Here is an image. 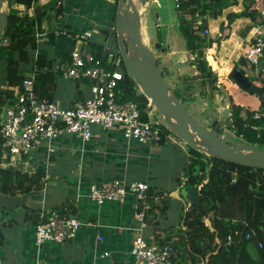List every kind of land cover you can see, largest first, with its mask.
<instances>
[{
	"label": "crops",
	"instance_id": "crops-1",
	"mask_svg": "<svg viewBox=\"0 0 264 264\" xmlns=\"http://www.w3.org/2000/svg\"><path fill=\"white\" fill-rule=\"evenodd\" d=\"M55 1L40 0L25 16L34 17L37 9L47 10V15L41 20L37 32L39 47L35 55L41 60L54 58L51 54L59 59L57 65L55 63L53 65L56 83L51 100L61 108L68 109L92 95L88 84L75 82V85L71 86V82L74 81L60 77L62 68L69 61L70 54L75 48L74 43L78 41V36L84 32H91L94 38V34H98L94 30L76 33L79 32L77 28H82L83 16L88 11L90 19L96 16L101 18L103 28L110 31L105 34V40L110 39L115 30L118 0H64L62 5L57 2L55 5ZM210 1L207 0V4ZM156 2L157 0L145 7L148 13L149 7ZM58 6L62 7V15L59 10L57 12L53 9H58ZM262 7L264 0H228L225 7L216 11L214 8H208L209 15L205 17V28L210 30L211 35L202 36L204 29L198 32H201V37L207 38L209 47L205 50L206 61L212 73L217 75L218 82L215 86L202 85V75L193 64L177 74L183 83L192 84L191 89L182 90L183 95L192 96L195 100L200 93L205 94L206 97L201 96L205 112L218 114L220 111L226 109L231 111L233 106H238L239 116L246 120L251 113L261 110L263 98L242 89L234 79L231 80V75L238 71L262 88L264 74L256 77L257 71L244 57L258 30L259 10ZM94 8L96 9L93 11ZM97 9H103L105 15L97 14ZM214 13H217V16ZM51 18L56 20L52 25L54 29L50 26ZM197 18L194 27L196 30L203 22L201 16L198 15ZM60 28H63L62 32L59 31ZM55 31L63 35L60 37H63V46L67 49L56 50L58 33L55 34ZM180 40L181 49L162 54L171 56L177 62L195 59L186 49V40L183 42L182 36ZM100 46L112 51L107 43ZM97 47L99 46L92 45L93 49ZM192 78L193 80H190ZM72 87L74 93L70 91ZM1 88L7 90L4 85ZM1 115L2 113L0 120ZM227 128L231 134L233 130L229 126ZM95 131L96 136L91 142L83 140L79 135H63L65 140L61 136L51 145L53 153L50 152L49 146H45L30 157L22 158L21 164L18 165L2 166L6 160L0 158L2 173L14 169V172L22 174L43 176L42 189L30 193L16 190L17 196L3 192L2 187L7 183L0 181V264H134L131 250L135 229L139 226L136 216L141 209L137 198L129 195L123 203L107 202L104 205H98L89 198L92 185L112 180L142 182L149 188L147 203L150 210L147 212V226L144 230L147 241L161 243L168 238H172V242L178 239L176 233L182 226L185 202L177 198V193L181 188L180 181H183L181 178L185 168L189 164L187 145L173 137L166 144L141 145L134 141L122 140L120 134L114 132L103 133L99 128ZM68 140H73L78 145H70L74 142ZM70 146L79 148L72 149ZM158 149L171 152L168 153L167 160L162 157L164 150ZM58 151L61 154H57ZM175 153L181 156L180 169L177 173H174ZM62 156L75 159L76 165L71 173L57 169V158ZM16 162L18 161L15 160ZM153 162H158L157 166ZM138 167L142 168L141 174ZM168 176L174 177L173 184L170 183L173 177L167 181L161 179ZM12 185L8 183L9 187ZM165 186L169 188L162 191L158 189ZM152 188L157 190L149 195ZM175 200L177 202H172ZM69 204L73 207V212L69 214L66 210V214L81 223L77 235L61 244L48 241L38 247L35 242L36 225L44 220V216L54 211H63ZM153 206L158 208L154 209ZM173 206L180 210L176 231L172 230L168 223Z\"/></svg>",
	"mask_w": 264,
	"mask_h": 264
},
{
	"label": "trees",
	"instance_id": "trees-1",
	"mask_svg": "<svg viewBox=\"0 0 264 264\" xmlns=\"http://www.w3.org/2000/svg\"><path fill=\"white\" fill-rule=\"evenodd\" d=\"M39 1L9 0V25L0 41V62L5 65V75L3 79L0 78V114L7 101L14 97V92L8 88H22L21 85L29 73L36 74L37 95L40 98H52L56 83L53 73L55 61L50 58L37 59L35 55L39 47L37 32L41 20L47 15V10L37 9L34 17L21 18L18 11L12 9V5L16 4L30 10ZM63 2L64 0H58L60 5ZM227 2L228 0H211L207 4V0H185L180 3L179 11L191 18L189 21L183 20L181 31L187 50L195 57L193 65L202 75V85L215 86L218 77L212 73L206 61L205 50L209 47L207 38L201 37L198 31L206 27L208 8H214L216 11L225 7ZM58 10L62 14L61 6ZM214 14L217 16V13ZM198 15L203 18V22L196 30L194 27ZM233 79L232 74L231 80ZM2 85L7 90H1ZM122 88L124 99L137 103L143 110V120L148 121L146 111L151 110L152 106L149 100L138 92L133 79L125 77ZM262 89L264 90V81ZM178 93L183 95V92ZM200 94L205 97L204 93ZM260 111H264V99ZM239 112L240 107L231 108V119L237 134L246 137L249 141L246 143L264 149V118L255 120L254 113H251L245 120L239 116ZM246 125L249 127L245 128ZM234 128L230 127L231 130ZM162 130L161 144L169 143L168 135L176 136L170 129L166 130L165 126H162ZM252 137L255 142H252ZM188 151L189 164L184 171L186 180L183 183L180 181V184L181 187L197 190L202 205L199 208L192 206L185 212L176 241L172 242V238H168L161 241V244H172L180 259L189 261L190 264H264V170L237 166L190 147ZM0 174L1 180L7 183L2 187L3 192L12 196L18 195L16 190L30 193L43 187V176L39 174L32 176L11 171ZM9 182L13 184L11 187L8 186ZM154 189H151L149 195L157 190ZM72 209L69 204L65 213L67 210L70 214ZM251 230H255L258 237L247 240L246 235ZM229 237L233 238V242L227 245ZM217 239L220 245L216 243Z\"/></svg>",
	"mask_w": 264,
	"mask_h": 264
},
{
	"label": "built area",
	"instance_id": "built-area-1",
	"mask_svg": "<svg viewBox=\"0 0 264 264\" xmlns=\"http://www.w3.org/2000/svg\"><path fill=\"white\" fill-rule=\"evenodd\" d=\"M181 1L185 0H175L179 13H182L179 11ZM12 9L17 10L21 18L29 12L25 6L16 4L12 5ZM258 26L253 42L244 55L249 65L257 71L256 77L264 74V7L259 10ZM201 34L209 37L211 32L205 28ZM92 38L91 32L78 36L79 47L72 50L69 61L61 70L64 79L90 86L92 95L89 99L64 109L53 100L40 98L35 92V73L27 75L22 88H10L14 97L3 107L0 120V150L2 158L8 160L9 165L21 164L22 158L30 157L45 146L51 148L53 142L63 135H79L83 140L91 142L96 136V128L103 133L120 134L128 142L134 141L141 145L161 143L163 125L154 120L155 108L151 102L149 101L152 109L146 111L149 119L144 121L139 105L124 99L122 85L126 75L116 66L119 53L103 46L93 49L92 45H96L92 43ZM253 118H264V111L255 112ZM53 151L51 148L50 152ZM15 160L18 162L15 163ZM148 190L147 185L142 182L112 180L92 185L89 198L98 205L107 202L123 203L129 195L137 198L141 209L136 216L139 226L135 229L131 250L134 264H190L189 261L179 260L178 252L172 244H160L145 239L147 212L150 210L147 203ZM191 207L188 203L185 212ZM43 219L45 223H39L35 228V242L38 247L48 241L64 243L74 238L81 226L80 221L67 215L65 210L51 212ZM257 237L255 230L246 235L247 240ZM232 242L233 238L229 237L227 245ZM216 243L220 245L218 239Z\"/></svg>",
	"mask_w": 264,
	"mask_h": 264
},
{
	"label": "water",
	"instance_id": "water-1",
	"mask_svg": "<svg viewBox=\"0 0 264 264\" xmlns=\"http://www.w3.org/2000/svg\"><path fill=\"white\" fill-rule=\"evenodd\" d=\"M153 1L118 0L114 39L116 37L128 76L185 145L237 166L264 170V149L225 134L228 126L233 128L229 109L218 114L208 113L203 110L201 95L193 100L192 96L178 93L192 88V84L178 79L177 74L189 68L195 59L177 62L167 54L153 51L146 43L140 6L144 9ZM5 5L9 6V0H0V41L9 25ZM233 78L242 89L264 99V90L249 78L238 71L234 72ZM177 195L185 206L188 203L196 208L202 205L198 191L193 188H180ZM207 223L210 225V221Z\"/></svg>",
	"mask_w": 264,
	"mask_h": 264
},
{
	"label": "rangeland",
	"instance_id": "rangeland-1",
	"mask_svg": "<svg viewBox=\"0 0 264 264\" xmlns=\"http://www.w3.org/2000/svg\"><path fill=\"white\" fill-rule=\"evenodd\" d=\"M12 1H14V0H12ZM56 2L58 3V0L55 1V5H56ZM85 7H87V6H85ZM58 8H59V6H58ZM53 9L58 12L57 8H53ZM95 9L96 8H94L93 11ZM5 10L8 11L7 5H5ZM140 10H141L142 15L144 16L143 17V35H144L146 43L151 47V49L153 51L157 52L158 54L168 53L169 51H174V49L178 50V48H180L182 46V42L180 40V37L182 36L183 42L185 41V39H184V36L182 34V31H181V24H182L183 20H189V18L187 19V15H183L182 13L178 12V10L176 9L175 0H157L156 3H152L151 7H149V13H148L146 8L143 9V8H141V6H140ZM49 11H51V10H49ZM93 11H91V12H93ZM82 12H84L83 9H82ZM147 13H148V15H147ZM97 14L103 16V15H105V11L103 9H97ZM60 15H62V14H60ZM146 15H147V25H146V19H145ZM83 18H84V22H83V24H81L82 28H77V30H79V32H76V33L83 32L84 30H94V31L98 32V34L97 35L94 34V38H92L91 40L93 41V43H95L96 46H100V45H103L104 43L105 44L107 43V46L109 48H111L113 52H115V53L119 52L116 37L114 39L115 30L113 31V36L110 39L105 40V34L107 32H110V31H106L105 28H103L101 18L96 16L95 18L92 17L90 19L88 11L85 12ZM80 22L82 23L81 20H80ZM54 23H56L55 18L54 19L51 18L50 26L52 29H54L52 27V25ZM59 31L62 32L63 28H60ZM54 33L55 34L58 33L56 35V39H57L56 43H58L56 50L62 51L63 49H67V47L63 46V37H60L63 35H61V33L57 32V31H55ZM198 34H200V32H198ZM74 47L75 48L79 47L78 41H76L74 43ZM51 56L54 57L51 59H53L55 61V65H57V63L59 62V59L56 58V56H53L52 54H51ZM176 56L177 55H175V57ZM116 66H117V69L124 72L126 77H128V74L125 70L124 63H123V60L121 58L120 53H119L118 59L116 60ZM4 68H5L4 62H0V78L4 77V74H5ZM28 75H30V73ZM60 75H61V73H60ZM60 77L62 78V76H60ZM190 80H193V78ZM57 81H58V79H57ZM76 84H81V82H76ZM74 85H75V82H71V86H74ZM70 91L73 93L75 92L73 87L70 89ZM138 92L140 94H142V92L139 90V88H138ZM67 93H70V92H67ZM146 114H147V112H146ZM148 118H149V116H148ZM154 120L159 121V122H161V124L163 126L170 128L167 125V123L162 118L159 117L157 112H155ZM166 130H167V128H166ZM224 132L228 135H232L233 138H237V139L242 140L244 142H249L246 137H242V136L238 135L237 133L231 132V134H230L229 128H226V130ZM244 133H246V132H244ZM168 136H170L171 138L173 137L175 140L181 141L178 138H176V136H174V135L173 136L168 135ZM120 138L123 140L122 135H120ZM62 139L65 140L66 138L62 136ZM68 141L74 142V143H71L70 145L77 144V142H75L73 140H68ZM255 141L256 140H254V137H252V142H255ZM176 143H177V141H176ZM166 146L174 148V146H171V145H166ZM70 147L72 149H76L77 147L79 148V146H70ZM187 148H188V146H187ZM158 150H164V149H158ZM168 153H171V152H167V150L163 151L162 157L164 160L168 159ZM1 157L2 156H1V150H0V158ZM58 158H57V162H58L57 169L58 170H64L66 173H71L74 169V166L76 165L74 162L75 159L71 158L70 156L68 158H66L65 156H62V158L61 157H58ZM174 158H175V160H174V173H177L178 170L180 169L181 156H178V153H175ZM8 163H9V161L7 160L6 162L2 163L3 164L2 166H8ZM153 163L155 166H157V164H158V162H153ZM138 170H139V173L141 174L142 168L138 167ZM14 171H15L14 169L11 170V172L15 173ZM0 172H2V171L0 170ZM171 177H173V176H168L167 178L161 177V179L167 181ZM181 179L183 180L182 182H184L185 173L183 174ZM0 181H1V174H0ZM170 183L171 184L174 183V177L171 178ZM167 188H169V186H165V188H158V189L162 191V190H166ZM147 200H148V196H147ZM172 202H177V201L175 200ZM179 211L180 210L177 207L173 206V208L171 210L172 214L169 216L168 223L170 224V228L174 231H176L177 227H178V222L180 219L178 216ZM42 222L45 223V220H42L40 223H42ZM174 231H170V232L172 233ZM176 234H178V232ZM174 241H176V240H174ZM178 257H179V260L182 261L180 259L179 255H178ZM182 262H184V261H182Z\"/></svg>",
	"mask_w": 264,
	"mask_h": 264
}]
</instances>
